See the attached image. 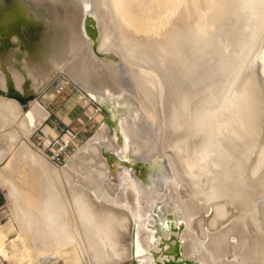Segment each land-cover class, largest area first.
<instances>
[{
  "label": "bare ground",
  "instance_id": "bare-ground-1",
  "mask_svg": "<svg viewBox=\"0 0 264 264\" xmlns=\"http://www.w3.org/2000/svg\"><path fill=\"white\" fill-rule=\"evenodd\" d=\"M23 1L43 29L29 36L25 50L15 36L17 45L0 57V87L7 90L9 76L23 92L29 77L42 99L25 104L0 95V110L16 121L21 117L17 140L3 133L0 118V147L12 156L8 164L30 152L42 175L17 186L19 176L10 181V169H0L13 226L0 222L1 259L116 264L136 260L138 252L139 264H162L166 257L155 256L162 247L155 229L165 210L173 211V224L182 223L183 230L173 228L186 239L178 243L177 258L264 264V141L257 147L264 124V0ZM89 9L102 34L97 48L87 32ZM90 27L95 36L97 27ZM69 82L80 98L117 109L124 103L129 110L117 117L120 142L101 124L100 113L93 136L58 165L74 179L57 181L50 176L52 161L31 135L49 115L48 88ZM43 130L56 133L52 126ZM111 153L117 156L112 163ZM135 164L149 165L156 183L152 197L144 195ZM195 194L210 203L223 200L214 206L216 216L237 210L221 233L206 240L196 236L193 219L197 209L211 205L197 208Z\"/></svg>",
  "mask_w": 264,
  "mask_h": 264
},
{
  "label": "rangeland",
  "instance_id": "rangeland-1",
  "mask_svg": "<svg viewBox=\"0 0 264 264\" xmlns=\"http://www.w3.org/2000/svg\"><path fill=\"white\" fill-rule=\"evenodd\" d=\"M2 11V12H1ZM0 11V13L1 14H3V7H2V10ZM87 14H91L92 16H93V19H91V21L93 22V27H97V33H96V38L95 39H92L93 40V45H94V47L95 48H97V47H99V45H100V41L102 40V34H101V32H100V30L98 29L99 27H98V22H99V20H98V17H95L94 18V12L92 11V10H88L87 11ZM86 14V15H87ZM3 37H5V36H3V34L2 35H0V39L2 40L3 39ZM16 39L17 38H15V37H12V40L14 41V42H17L16 41ZM21 41V40H20ZM3 44V42H0V45H2ZM20 44L24 47L23 48V50H25V49H27V47L29 46V40H28V42L26 43V44H23V43H21L20 42ZM114 46V45H113ZM113 46H111L112 48H113ZM15 47V46H14ZM110 47V49H112ZM115 48L114 49H112V50H116V48H117V46L115 45L114 46ZM11 48H13V47H11ZM10 48V49H11ZM10 49H8L7 51H5V53H3V52H0V57H5L8 53H9V51H10ZM25 83V85L27 84V86H28V82H29V77H26V79H25V81H24ZM27 89H28V87H27ZM47 92L51 95V96H53V95H56L57 96V98H64V102L65 103H67V102H70L69 104V107H68V105L66 106V105H61L62 107H64V108H67V111L68 110H71V119H67V120H65V119H62V118H60V117H58L57 116V114L56 113H52V114H49L42 122H41V124H40V126H39V128L41 129H45L46 127L47 128H51V126L49 125V124H52V123H54V122H64L65 124H69L71 127H74V128H76L77 130H80L82 133H83V135H84V141H83V143H81V144H79V146H82L85 142H87L92 136H93V134L95 133V131H96V129L98 128V126H99V122L97 121V116L100 114V113H102L103 115H104V117H103V119H102V122H101V124L102 123H107L106 125H107V129H108V133H109V135L111 136V134H112V132L114 131L115 132V134H116V137H117V140H118V142H120L121 141V136L118 134L119 132V130H117L115 127H116V123H117V117H118V115H121V114H123V113H126V112H128V110H129V107L127 106V105H124V103L123 104H117V105H119L120 106V108L119 109H111L110 107H108L107 105H105L104 103H102L101 104V107L96 103V102H94V101H91V100H88V99H86V98H80L79 96H80V92L77 90V88H76V86L74 85V84H72L71 82H69V83H66L65 85H62L60 88H58V87H56L55 88V86H53V85H51L50 86V88H48V90H47ZM0 95H2V94H0ZM36 97H38L39 99H42V95H40V93H38L36 96H34V98H36ZM33 98V99H34ZM15 101L16 102H18V103H20V101L19 100H17V99H15ZM46 103V102H45ZM66 106V107H65ZM98 108H100V110H96L95 111V109H98ZM2 113H0V118H1V120H2V122L4 123V128L2 127V130H5V131H3V133H6V134H10V136H11V138L12 139H14V140H17V137L15 138V136H18V134H19V130H20V128H21V117H19V120H20V122H19V120H18V118H17V121H16V119L15 118H13V115L12 114H10V113H7V112H5V110H0ZM5 112V113H4ZM9 115H7V114ZM89 115H91V116H93V118L92 119H89ZM2 118H4V119H2ZM11 118H12V120H14L15 119V121H12L11 120ZM8 120H9V122H8ZM11 120V121H10ZM104 121V122H103ZM7 122L9 123V124H7ZM15 122H17V125L18 126H16V128L18 129H16L15 128V126L13 125V124H15ZM47 122V123H46ZM20 123V124H19ZM13 126H12V125ZM114 124H115V126H114ZM8 126V127H7ZM12 127V128H11ZM14 127V128H13ZM9 131V132H8ZM13 131V132H12ZM44 131V130H43ZM263 131H264V124H263V127H262V133H261V136H263V137H260V139H261V141H259L257 144V147H259L261 144H263V141H264V133H263ZM16 133H18V134H16ZM16 134V135H15ZM172 146V145H171ZM262 146V145H261ZM260 146V147H261ZM16 148H18L17 146H15ZM259 147V148H260ZM172 147H170V149H171ZM176 151V150H175ZM170 153L171 154H173L174 152H173V150L172 151H170ZM5 155V154H7V157H6V155L4 156V158H3V156L2 155ZM9 155V156H8ZM23 155H24V157H23ZM23 155H21V156H19V154H18V156H19V159H17V157H15L16 158V160L17 161H14L15 163H13V162H11V164H8V163H6L7 162V160L6 159H8L9 157L10 158H12V156H10V153L6 150V147L3 145V147H0V169H2L3 167H5V169H10V173H8L7 171H5V179H11L10 181H12V178L16 175V176H19V178H18V183L16 182L17 181V178H16V181H14L13 180V183H15L17 186H20L22 183H24L26 180H25V178H32V179H36L38 176H41L42 174H40V173H38L37 172V170L35 169L36 168V163L34 162V158L32 157V155H31V153L30 152H28L27 154H23ZM23 159H22V158ZM9 158V159H10ZM26 158L27 159H30V160H26ZM9 159H8V162H9ZM21 159V160H20ZM11 160V159H10ZM13 160H15L14 158H13ZM19 160V161H18ZM33 160V161H32ZM6 161V162H5ZM29 161V162H28ZM17 162H18V164L19 165H17ZM23 163V166H21V164L20 163ZM27 163V164H25V163ZM6 163V164H5ZM13 163V164H12ZM31 163V164H30ZM3 164H5V166H1V165H3ZM24 164H25V166H28V167H25L24 166ZM8 165V166H7ZM33 166V169H32V167L30 168V166ZM34 165H36V166H34ZM48 165H49V168H50V170H49V172H50V176H51V174H52V176H51V178L53 179V180H57V181H61V180H73L74 178H72V175L71 174H69V173H61V172H59L58 171V165L56 166V164L54 163L53 164V162H50V163H48ZM6 166H7V168H6ZM10 166V167H9ZM14 166V167H13ZM21 166V167H20ZM26 168L25 169V171L23 170L24 168ZM12 168H14V170H12ZM15 168H16V170H15ZM27 168L29 169V170H31V173H32V175H30V172H29V170H27ZM12 170V171H11ZM134 170L136 171V174L138 175V176H142L141 177V179L143 178V184L145 183V188H147L146 190H145V188L143 189L144 191H143V193H144V195H146V197H152L153 195H154V193H155V187H156V183H155V181L154 180H152V178L149 176V175H151V170H150V167H149V165H147V164H135V167H134ZM14 171V172H13ZM26 171H28V173H29V176H28V173H26ZM34 171V172H33ZM35 171H36V173H35ZM24 172V173H23ZM52 172V173H51ZM12 176H11V175ZM34 175V176H33ZM202 175L203 174H201L200 176H199V178L201 179L202 178ZM61 176V177H60ZM54 177V178H53ZM146 178V179H145ZM22 180V181H21ZM202 183H204L205 185L204 186H206V183H205V181L204 182H202ZM147 185H148V187H147ZM2 185L0 184V187H1ZM151 187V188H150ZM5 188V189H4ZM204 188V187H203ZM1 189L3 190V195H4V203L5 204H7V206H5V208L4 209H6L5 210V212L3 213V215H6L4 218H3V221H2V223H3V225H5V229H8V227L10 228L11 226H12V222H11V217H10V215H9V213H10V209H9V191H8V188L6 187V186H2L1 187ZM150 189H151V191H150ZM198 196V197H197ZM206 196L205 195H201V194H195L194 195V200H195V203H197L196 205H197V208H198V205L199 204H201V203H203V204H205L204 206H206V205H208L210 202H211V200L209 201L207 198H205ZM8 198V199H7ZM204 198V199H203ZM203 199V200H202ZM205 200V201H204ZM217 201L216 202H212V203H210V205H211V210L210 209H207L208 208V206L206 207V209H197V211H195V213H194V219H193V224H194V229H195V234H196V236L197 237H199V239H200V237H201V240L202 239H204V240H206V238H207V236L209 235V234H211V233H221L222 232V230L224 229V228H226V225L229 223V221H231L232 220V218L233 217H231L230 215L233 213H235L237 210H236V207L234 208V207H231L230 206V204H228L227 202H225V204H227V205H229L230 207H231V211H233L232 213H231V211H229V215L228 216H226V217H222V216H220V218H219V216H216V208L219 206V205H221L222 203H224L223 202V200H221V199H216ZM220 200V201H219ZM198 201V202H197ZM222 201V202H221ZM201 202V203H200ZM208 202V203H207ZM219 202V203H218ZM199 203V204H198ZM214 203V204H213ZM217 204V205H216ZM214 206H217L216 208L214 207ZM230 207H229V210H230ZM219 208V207H218ZM232 208L233 209H235V210H232ZM7 209H8V211H7ZM204 212H203V211ZM207 210V211H206ZM208 210H210V211H208ZM202 212L206 215H203L202 214ZM207 214H206V213ZM162 213H163V216H162V220H159V228L157 229H155V233H157L158 234V236H156V238L155 239H159L158 240V243H161V245H162V247H159L158 249H156L155 250V256H157V259L160 261V259H162V257L163 258H165L166 257V260L165 261H162V264H170L173 260H175L176 262H177V258H175V256H173V255H169V254H167V252H166V250L168 249V248H173V247H175V246H177L178 247V243H179V241L180 242H182V241H185L186 239H184L183 237H182V235H181V233H182V230H183V228H182V223L179 221V222H176L175 224H173V222H175V218H174V214H173V211H165V210H163L162 211ZM172 215V216H171ZM208 215V216H207ZM210 215V216H209ZM215 216L216 218H219L218 219V221L216 222V223H214L213 224V219L212 218H214L215 219V217H213V216ZM230 216V217H229ZM198 217H200V219H198ZM211 217V218H210ZM222 217V218H221ZM198 219V220H197ZM204 220V222H203V220ZM222 219H224L223 220V222H222ZM225 219H226V221H225ZM201 221H202V223H201ZM211 221V222H210ZM197 222V223H196ZM202 224V227H200L201 225H200V223ZM197 225H196V224ZM205 226V227H204ZM217 226V227H216ZM13 227V226H12ZM174 227H181V229L182 230H173V228ZM201 228H202V230H201ZM205 228V229H204ZM203 231V232H202ZM199 232H200V234H199ZM14 233H15V230L13 229V230H11V232L8 234V236H11V237H13L14 236ZM204 234V235H203ZM200 235V236H199ZM205 236V237H204ZM165 250V251H164ZM183 254V253H182ZM230 254V253H229ZM135 257V259L138 261H136V260H133V259H130V260H126V261H124V262H120V263H116V264H125V263H131V264H139V262H141L142 260H143V256H139L138 255V252L136 253V255L134 256ZM186 259L187 257H179V259ZM1 260H3V259H1ZM0 260V261H1ZM3 262H4V264H22L21 262H19V261H16V260H12V262H10L9 260H3ZM2 263V261L0 262V264ZM157 263V262H156ZM155 263V264H156ZM44 264H51V263H49V262H46V263H44ZM59 264H62V262H60Z\"/></svg>",
  "mask_w": 264,
  "mask_h": 264
},
{
  "label": "water",
  "instance_id": "water-1",
  "mask_svg": "<svg viewBox=\"0 0 264 264\" xmlns=\"http://www.w3.org/2000/svg\"><path fill=\"white\" fill-rule=\"evenodd\" d=\"M22 1L23 0H3V14L0 13V35L3 34V36L5 37H3L2 40L0 39V42H3V44L0 45V52L5 53V51L17 45V43L12 40V37L16 36L19 38V40H21V43L26 44L31 34H34L36 32L39 33L43 29V24L41 20L33 19L30 16L23 14L22 9L20 8ZM91 18L93 19V16L90 14L87 19V32L90 36H92V39H95L96 36H93V30L90 29V25H93ZM24 23L27 25V28L23 30L22 24ZM23 87L24 91H19L14 86V83L11 78L7 76V90H4L0 87V94L9 97H14L22 103L26 104L29 100L33 99L34 96L37 95V91L32 86H30L29 82L28 86L27 84H24ZM104 104L110 107L111 109H116V106L112 103L104 102ZM116 160L117 156L111 153L110 162L112 163ZM166 251L167 253L174 255L175 258H177V256L179 255V250L177 246L173 248H168ZM190 263L191 260L188 259H183V261H177V264Z\"/></svg>",
  "mask_w": 264,
  "mask_h": 264
},
{
  "label": "built area",
  "instance_id": "built-area-1",
  "mask_svg": "<svg viewBox=\"0 0 264 264\" xmlns=\"http://www.w3.org/2000/svg\"><path fill=\"white\" fill-rule=\"evenodd\" d=\"M100 108L95 109V111ZM93 116L89 115V119ZM47 123V122H46ZM55 130V134L46 133L43 129L38 128L32 135L33 144L41 149L47 157L56 165H64L68 158L83 143L84 135L80 130L71 127L64 122H54L50 124ZM4 203L3 190L0 187V222L6 215H3L6 209ZM1 259V256H0Z\"/></svg>",
  "mask_w": 264,
  "mask_h": 264
},
{
  "label": "crops",
  "instance_id": "crops-1",
  "mask_svg": "<svg viewBox=\"0 0 264 264\" xmlns=\"http://www.w3.org/2000/svg\"><path fill=\"white\" fill-rule=\"evenodd\" d=\"M70 102L65 103L64 102V98H57L56 95H53L48 98V100H46V107L49 111V114L52 113H56L58 117L65 119V120H69L71 119V110L67 111V108L62 107L61 105H68ZM65 106V107H66ZM47 119V118H46ZM1 131V130H0ZM125 264H131V263H125Z\"/></svg>",
  "mask_w": 264,
  "mask_h": 264
},
{
  "label": "flooded vegetation",
  "instance_id": "flooded-vegetation-1",
  "mask_svg": "<svg viewBox=\"0 0 264 264\" xmlns=\"http://www.w3.org/2000/svg\"><path fill=\"white\" fill-rule=\"evenodd\" d=\"M2 3H3V0H2ZM29 6H28V3L26 2V1H23V3L21 4V6H20V8L22 9V11H23V14H26L27 16H30L31 18H33V19H36L35 17H34V15H33V12H32V10H30L29 8H28ZM27 28V25L24 23V24H22V29L24 30V29H26ZM177 261H183V259H179V258H177Z\"/></svg>",
  "mask_w": 264,
  "mask_h": 264
}]
</instances>
